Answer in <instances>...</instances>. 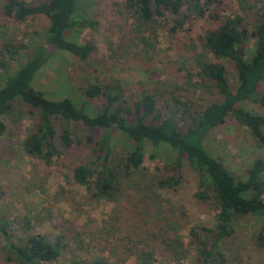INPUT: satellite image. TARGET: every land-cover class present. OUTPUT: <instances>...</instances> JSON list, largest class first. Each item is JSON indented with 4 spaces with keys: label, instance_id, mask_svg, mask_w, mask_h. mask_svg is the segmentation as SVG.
<instances>
[{
    "label": "trees",
    "instance_id": "trees-1",
    "mask_svg": "<svg viewBox=\"0 0 264 264\" xmlns=\"http://www.w3.org/2000/svg\"><path fill=\"white\" fill-rule=\"evenodd\" d=\"M238 3L242 14H224L223 0H124L122 9L137 40L156 26L169 25V30L176 32L192 17L210 21V27L198 38L210 58L201 55L196 59L195 75L211 96L203 103L187 97L181 101L174 89L158 94L154 88L126 92L115 82L87 84L81 88L85 98L100 99L98 108L89 115L84 104L76 105L68 97L46 98L31 85L37 70L51 56L58 55L55 51H65L80 61L87 60L94 51L89 41L72 39L79 29L94 25L83 15L89 0H1L3 17L24 22L41 14L47 17L48 24L42 30L41 41L33 44L31 55L0 84V135L6 130L5 116L16 101L21 102L34 119V130L22 140L21 149L48 163L58 152L56 147L68 150L78 142L74 126H84L91 156L87 163L74 164L69 178L96 200H113L114 193L119 192V176L109 163V130L120 134L127 143V153L121 161L125 174L140 167L145 142L154 147L169 146L176 155L161 167L168 174L158 177V188H171L180 182L184 157L197 177L195 198L208 201L215 211L212 223L193 225L186 231L193 264H222L224 254L218 244L231 236L235 220L259 216L264 229V157H253L238 177L203 143L214 127L228 119L244 126L257 146H264V4L257 6L254 2L247 7L241 0ZM252 7L250 25L245 16ZM18 47L26 45L7 40L0 43L1 69L7 58L16 57ZM191 76L187 72L185 82ZM143 198L144 195L140 199ZM143 201L147 209L153 200ZM30 229L25 218L13 228L9 220L0 217L5 259L16 264H57V258L65 255L62 237L49 239ZM123 235L128 238L127 233ZM167 239L179 242L177 237ZM172 250L177 252L176 247ZM130 253L134 255L132 264H153L147 249L135 248ZM68 264H103V260L81 261L71 253Z\"/></svg>",
    "mask_w": 264,
    "mask_h": 264
},
{
    "label": "rangeland",
    "instance_id": "rangeland-1",
    "mask_svg": "<svg viewBox=\"0 0 264 264\" xmlns=\"http://www.w3.org/2000/svg\"><path fill=\"white\" fill-rule=\"evenodd\" d=\"M223 1L224 14H242L239 0ZM123 2L89 0L83 15L94 25L79 29L72 39L89 41L94 51L85 61L65 51H55L58 55L51 56L37 70L32 87L46 98L68 97L76 105L84 104L89 115L98 108L100 99L85 98L81 88L87 84L115 82L126 92L154 88L158 94L174 89L181 101L186 97L192 102L208 101L211 94L195 75V62L201 55L210 58L198 39L210 27V21L192 17L176 32H171L169 25L156 26L137 40L130 20L125 18ZM254 2L257 6L264 4V0H241L247 7ZM253 12V7L247 9L245 16L250 25ZM47 24V17L41 14L24 22L0 14V43L7 40L26 45L18 47L14 59H6L5 68H0V84L31 55L33 44L41 41ZM187 72L192 76L185 82ZM4 121L6 130L0 135V217L9 220L13 228L25 218L31 226L29 231L49 239L61 236L65 255L57 258V264H68L71 253L81 261L101 258L103 264H132L134 255L130 251L135 248L150 251L153 264H193L186 231L193 225L212 223L215 211L208 201L195 198L197 177L184 157L180 182L171 188H158V177L168 174L161 167L174 160V150L145 142L140 167L125 174L121 161L127 153V143L120 134L109 130V163L119 176V192L114 193L113 200H96L69 178L71 167L87 163L91 156L84 126H74L77 143L68 150L56 147L58 152L45 163L21 149L22 140L34 130V119L27 107L16 101ZM203 143L238 177L253 157H264V146H257L244 126L228 119L214 127ZM148 198L153 201L145 209L143 200ZM262 224L259 216L235 220L231 236L218 244L224 254L222 264H264ZM124 233L128 238L123 237ZM167 237H177L181 245ZM3 244L0 238V264H16L5 259ZM175 247L177 252L172 250Z\"/></svg>",
    "mask_w": 264,
    "mask_h": 264
}]
</instances>
